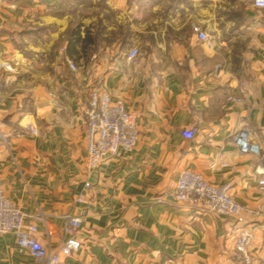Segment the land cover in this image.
<instances>
[{"label": "crops", "instance_id": "crops-1", "mask_svg": "<svg viewBox=\"0 0 264 264\" xmlns=\"http://www.w3.org/2000/svg\"><path fill=\"white\" fill-rule=\"evenodd\" d=\"M73 30L80 39L70 43ZM0 61L11 66L0 68V181L53 251L67 238L68 216H83L82 246L63 264H240L244 227L255 233L252 264H264V8L253 0H0ZM93 89L124 100L140 139L88 171L80 105ZM188 128L193 139L182 135ZM244 129L260 155L240 152ZM186 169L229 184L248 209L244 220L178 201L172 186ZM0 264L43 262L3 234Z\"/></svg>", "mask_w": 264, "mask_h": 264}, {"label": "built area", "instance_id": "built-area-1", "mask_svg": "<svg viewBox=\"0 0 264 264\" xmlns=\"http://www.w3.org/2000/svg\"><path fill=\"white\" fill-rule=\"evenodd\" d=\"M256 7L264 8V0H253ZM198 37L202 40L207 35L199 27H194ZM67 54L66 48H62ZM139 53L138 48H133L129 60H134ZM69 66L73 71L78 66L67 57ZM11 68L8 63L0 61V68ZM81 111L85 121L86 157L85 166L88 171L97 168L103 161L122 152L133 151L140 139V129L135 113L128 110L123 99H113L106 91L93 89L81 102ZM26 124L33 132L32 117H28ZM183 137L193 139L196 135L195 128L182 131ZM236 144L241 153L260 155V147L250 139L248 130L239 132ZM86 188L90 182L85 183ZM259 186L264 189V175L259 180ZM173 195L178 201L188 203L197 210L205 213H217L231 216L243 221L248 209L238 202L230 192L229 184L217 185L208 181L203 174L191 169L184 170L172 186ZM83 201V196L79 197ZM26 214L13 200H11L0 181V235L12 234L19 248L26 250L43 264H63L64 258L73 254L82 242L77 238V231L82 222V215H69L65 226L67 238L59 250L53 251L43 244L37 237L38 226L36 223H26ZM37 220H44L41 214L33 215ZM32 217V216H31ZM255 240V233L251 228L244 227L240 230L236 240V257L240 264H252L250 245Z\"/></svg>", "mask_w": 264, "mask_h": 264}, {"label": "trees", "instance_id": "trees-1", "mask_svg": "<svg viewBox=\"0 0 264 264\" xmlns=\"http://www.w3.org/2000/svg\"><path fill=\"white\" fill-rule=\"evenodd\" d=\"M79 31L78 30H73L72 32H71V34H70V43L72 42V40H74V39H80V35H79ZM75 36H77V38L75 37ZM74 42V41H73Z\"/></svg>", "mask_w": 264, "mask_h": 264}]
</instances>
